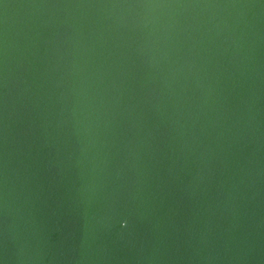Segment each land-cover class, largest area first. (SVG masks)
Instances as JSON below:
<instances>
[{"label": "water", "instance_id": "obj_1", "mask_svg": "<svg viewBox=\"0 0 264 264\" xmlns=\"http://www.w3.org/2000/svg\"><path fill=\"white\" fill-rule=\"evenodd\" d=\"M0 264H264V0H0Z\"/></svg>", "mask_w": 264, "mask_h": 264}]
</instances>
